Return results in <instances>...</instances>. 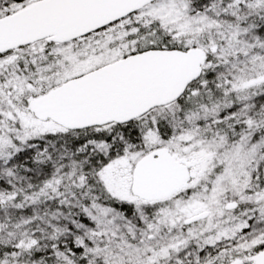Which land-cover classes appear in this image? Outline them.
<instances>
[{
	"label": "snow or ice",
	"instance_id": "6c2138e0",
	"mask_svg": "<svg viewBox=\"0 0 264 264\" xmlns=\"http://www.w3.org/2000/svg\"><path fill=\"white\" fill-rule=\"evenodd\" d=\"M0 264H264V0H0Z\"/></svg>",
	"mask_w": 264,
	"mask_h": 264
}]
</instances>
